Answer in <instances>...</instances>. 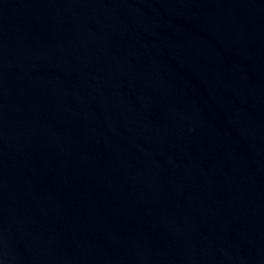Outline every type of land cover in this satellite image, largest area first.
Instances as JSON below:
<instances>
[{"label": "water", "instance_id": "1", "mask_svg": "<svg viewBox=\"0 0 264 264\" xmlns=\"http://www.w3.org/2000/svg\"><path fill=\"white\" fill-rule=\"evenodd\" d=\"M0 264H264V0H0Z\"/></svg>", "mask_w": 264, "mask_h": 264}]
</instances>
